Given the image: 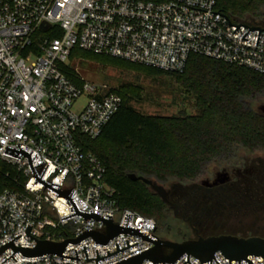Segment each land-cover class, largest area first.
Here are the masks:
<instances>
[{"label":"built area","instance_id":"2783aa9c","mask_svg":"<svg viewBox=\"0 0 264 264\" xmlns=\"http://www.w3.org/2000/svg\"><path fill=\"white\" fill-rule=\"evenodd\" d=\"M210 11H219L217 0H0V163L15 166L25 178L20 190L0 192V247L21 235L15 246L34 249L37 241L27 236L28 225L30 235L53 243L76 239L87 229L107 232L106 223L79 214L63 220L75 213L72 203L35 182L24 154L18 158L4 153L7 146L19 149L18 143L33 151L32 158L36 155L33 166L49 163L43 180L60 183L61 190L75 189L71 198L80 210L111 215L118 225L128 214V227L156 234L155 218L117 205L116 191L105 181V165L84 146L86 138L100 136L122 107L123 97L104 85L74 80L64 67L79 48L163 71L182 72L189 57L197 54L264 74V30L247 33L250 28L240 25L264 29V23L235 20L220 10L240 25L234 32L237 26ZM43 24L48 28L42 29ZM126 240L138 244L98 264H115L154 246L129 233H119L106 245L88 236L69 242L63 251L78 254L80 260L54 253L28 257L9 247L0 254V264H97L96 259L87 261L84 247L88 258H97L96 250L102 258L107 251H118L116 243L120 250L127 247ZM187 257L183 254L174 264H184ZM214 257L218 262L212 258V264H229L220 251ZM247 259L264 264L263 256ZM189 262L201 264L193 255ZM241 264L248 262L241 259Z\"/></svg>","mask_w":264,"mask_h":264},{"label":"trees","instance_id":"16d2710c","mask_svg":"<svg viewBox=\"0 0 264 264\" xmlns=\"http://www.w3.org/2000/svg\"><path fill=\"white\" fill-rule=\"evenodd\" d=\"M217 8L232 19L242 20L260 15L264 0H217ZM76 50L84 51L75 48L72 53ZM143 66L176 76L194 96V114H142L118 92L123 97L122 107L100 136L86 138L84 146L105 165V181L115 189L121 209L163 224L168 219L166 202L144 180H133L129 174L162 185L184 182L196 178L208 163L224 154L264 149V115L246 104L247 99L264 92V74L197 54L189 57L182 72ZM24 179L15 166L0 163V192L20 190Z\"/></svg>","mask_w":264,"mask_h":264},{"label":"flooded vegetation","instance_id":"af4514ba","mask_svg":"<svg viewBox=\"0 0 264 264\" xmlns=\"http://www.w3.org/2000/svg\"><path fill=\"white\" fill-rule=\"evenodd\" d=\"M165 186L168 218L171 213L177 226L191 233L181 241L162 238L176 242L217 235L264 238V158L258 154L246 149L224 154L196 178Z\"/></svg>","mask_w":264,"mask_h":264},{"label":"water","instance_id":"95a60500","mask_svg":"<svg viewBox=\"0 0 264 264\" xmlns=\"http://www.w3.org/2000/svg\"><path fill=\"white\" fill-rule=\"evenodd\" d=\"M194 8H196V7H194ZM197 9H200V8H197ZM201 10H204V9H201ZM204 11H208V10H204ZM219 11L218 12L210 11V12L217 13V14L227 18V16L220 13ZM227 20L229 21V25L237 26L236 29L234 30V32L238 29V27L240 25L250 28L247 31V33L250 30H260V32L264 30V29H261L260 27L251 28V27H249L247 25H243V24H240V25L232 24L228 18H227ZM46 28H48V26L46 24H43L42 29H46ZM260 32H259V37H260ZM244 36L242 37V39L248 41V39L244 38ZM259 37H258V41H259ZM258 41H257V45H258ZM17 146L19 147V149L7 146L6 151L4 153H7L9 155H12V156H15L18 158H20L24 154L26 157H28L29 165H31V168H32V175L35 176V178H36L35 182L41 183L44 186V189H43L44 191L47 192L48 189L52 190L58 196H64L67 199L68 203H72L73 208H71V210L72 211L74 210L75 213L62 218L63 220L79 214L80 216L84 217L87 220L93 218V219H97L99 221L106 223L107 232H106V234H101L98 231L87 229L85 232H83L81 235H79L76 239H67L63 242L53 243V242L46 241V240H38L37 238L30 235L29 231L31 229V226L28 225L27 230H26V234H27V236L32 237L37 241V245L35 246V248L31 249L28 247L15 246L14 240L21 237V235H19L18 237L14 238L11 241L7 242L6 244L2 245L0 247V254L2 252H4L7 248L11 247L15 252L20 251L24 256H28V257L39 256V255H42L45 253H54V254H57L60 256L80 260V258H78V254H77V257L63 255V251L69 242L79 243L80 241H82L86 237L90 236V237L94 238V240L97 243L106 245L111 238L115 237L119 233H129L132 235H137V237L139 236V238H142L143 240L151 241L154 244V246L150 247L144 251H141L135 255H132L126 259H123V260H121L115 264H142L145 260H150V261L154 262V264L156 262H163V264H165V262H172L174 264V261H176L183 254H188L187 261L184 264H186L187 262L189 264H191L189 262V255H193L197 259H200L201 264L203 262H206L209 260H210V264H212V258L215 259L214 253L217 251H220L226 258L229 259V264H231V260H233V259L239 260V264H241V259L246 260L248 262V264H254V263H252V261L247 259L248 255L263 256L264 257V238L263 237H259V236L237 237V236H233V235H217V236H209V237H205V238L200 237L198 239H189V240H185L182 242H176V241L164 239V238L160 237L158 234H155L153 236L151 234L141 232L140 229H137L135 227H132V226L128 227L127 225H128L129 219H130V215H128V214H126L123 225H118L112 221L111 215L107 214V217H104V216H101V215L96 214V213H91L92 210H90V213L83 211V210H80L78 208L76 202L74 201V199L71 198L75 189L72 187L71 189L61 190V189H59L60 183L50 184L49 182L43 180L42 177H43L45 171L47 170L49 163L45 166L46 161L43 160L40 163L33 166L32 160L36 156L35 155L32 158V152L33 151H30V153H29V151L27 149L20 147L19 143L17 144ZM129 177L133 180H136L138 178L144 180L153 191H155L163 200H165L166 191L162 185H159V184L153 182L152 180H150L146 177H143V176L138 177L134 173L129 174ZM126 241H127V245H128L127 247L120 250L118 243H116L118 251L113 252L111 254L109 251H107L108 255H106L102 258H100L98 250H96L97 251V258H88L86 247H84L87 261L96 259V263L98 264V261H100L106 257H109L115 253H118L124 249H127V248H129L135 244H138V243H135L133 245H129L128 240H126ZM166 249H169L170 252L169 253L166 252ZM76 253H77V250H76ZM13 254L10 257H13ZM8 259H6L3 263H5Z\"/></svg>","mask_w":264,"mask_h":264},{"label":"rangeland","instance_id":"374dc122","mask_svg":"<svg viewBox=\"0 0 264 264\" xmlns=\"http://www.w3.org/2000/svg\"><path fill=\"white\" fill-rule=\"evenodd\" d=\"M244 21L264 23V8L257 16H248ZM66 73L76 81L86 80L108 88L129 98V106L142 114L154 116H181L194 114V96L186 92L179 79L170 74H161L140 64H133L95 55L87 51H74L64 67ZM247 105L258 113H264V92L247 99ZM264 158V149L252 151ZM229 159V156H226ZM162 185V184H159ZM163 187L167 188L165 185ZM156 234L160 237L181 241L191 231L177 226L170 213L163 224H157Z\"/></svg>","mask_w":264,"mask_h":264}]
</instances>
